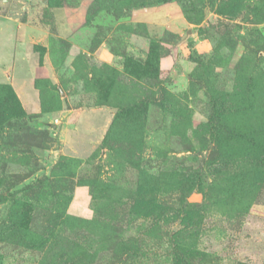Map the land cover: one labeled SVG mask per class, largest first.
<instances>
[{"label":"rangeland","instance_id":"1","mask_svg":"<svg viewBox=\"0 0 264 264\" xmlns=\"http://www.w3.org/2000/svg\"><path fill=\"white\" fill-rule=\"evenodd\" d=\"M0 264H264V0H0Z\"/></svg>","mask_w":264,"mask_h":264},{"label":"trees","instance_id":"2","mask_svg":"<svg viewBox=\"0 0 264 264\" xmlns=\"http://www.w3.org/2000/svg\"><path fill=\"white\" fill-rule=\"evenodd\" d=\"M114 125H115V119L113 121ZM112 130V128H110L108 134L106 135V138H105V141H104V146H108V140L110 138V131ZM107 149L110 150V148L108 147ZM103 150V149H102ZM101 151L100 150H96L88 159L87 161L84 162V164H94V162L96 160H99L100 156H101ZM115 155V150H113V154H112V157L111 158H115L114 157ZM118 158V157H116ZM112 161V159L110 160ZM72 164H71V167L74 165L72 161H70ZM77 162V161H76ZM76 164V163H75ZM113 163H109L110 166H114L112 165ZM128 164L130 165L131 168H134L136 170L139 171V175L141 177V180H142V183L143 185L146 187V190L149 189L150 187H154V186H157L164 183L166 184L168 181H172L174 180V182H177V180L175 179L176 178V174L177 173H174L173 171H170L169 170V173L167 174H164V175H161L159 174L158 176L155 175V174H150V173H147L145 171H140L141 168H140V159H138L136 162H131L129 161ZM101 169V168H100ZM100 176H102V170H97L96 171V174L93 175L90 179V181H87V185L88 186H94V185H97V186H104L102 190H104L106 187H108L109 185H106V183H101L99 182L98 178H100ZM172 186H177L175 189L171 190V194L174 196V199L176 200V204L179 205V206H184L186 205V200H185V195H184V192L180 190V186H179V183H171ZM143 188V186H142ZM158 194L156 192H154L153 194H151V202H154V196ZM150 201V200H149ZM20 207H23L25 208V206L20 203L19 204ZM21 210H24L22 208H20Z\"/></svg>","mask_w":264,"mask_h":264},{"label":"crops","instance_id":"3","mask_svg":"<svg viewBox=\"0 0 264 264\" xmlns=\"http://www.w3.org/2000/svg\"><path fill=\"white\" fill-rule=\"evenodd\" d=\"M6 77H7V76H6ZM8 78H9V77H8ZM7 80H8V79H7ZM10 81H11V80H9V82H10ZM29 84H30V86H31V89H33V91H34V88H33L32 83L30 82ZM16 91H17V90H16ZM17 94H18V93H17ZM99 113H100V112H99ZM104 116H106V115H104ZM104 119H105V118H104ZM103 122H104V121H103ZM61 128H62V131H65L67 127H66L65 124H64V125H62ZM103 128H104V127H103V125H102L101 130H103ZM78 191H83V189H78ZM78 193H80V192H78Z\"/></svg>","mask_w":264,"mask_h":264}]
</instances>
